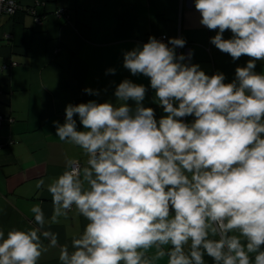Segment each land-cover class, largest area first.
Listing matches in <instances>:
<instances>
[{
  "label": "clouds",
  "instance_id": "clouds-1",
  "mask_svg": "<svg viewBox=\"0 0 264 264\" xmlns=\"http://www.w3.org/2000/svg\"><path fill=\"white\" fill-rule=\"evenodd\" d=\"M195 9L216 31L210 42L233 60L249 57L246 66L230 83L209 76L191 51L177 55L183 38L150 36L126 51L123 67L149 78L166 115L157 120L143 104L147 88L129 79L116 87V103L68 104L64 123L53 122L56 136L87 159H67L47 185L50 220L35 204V227L0 229V264H39L42 238L58 242L45 225L73 209L87 223L60 246L61 264H206L205 256L264 264V73L255 71L264 61V0H195Z\"/></svg>",
  "mask_w": 264,
  "mask_h": 264
},
{
  "label": "crops",
  "instance_id": "crops-1",
  "mask_svg": "<svg viewBox=\"0 0 264 264\" xmlns=\"http://www.w3.org/2000/svg\"><path fill=\"white\" fill-rule=\"evenodd\" d=\"M22 10L13 16H0V229L27 230L35 227L30 209L40 204L46 220L53 214L47 185L66 170V160L83 165L86 156L78 147L56 136L54 121L63 124L65 108L95 100L116 103L114 92L124 79L143 84L147 93L143 104L155 111L159 120L166 115L155 98L150 80L132 75L123 67L124 53L147 43L150 36L165 42L183 38L177 55L193 53L191 63L207 75L223 73L225 83L235 79L237 67L246 66L249 57L233 60L221 52L210 38L216 31L202 26L195 0H17ZM33 9L45 18L37 24L28 13ZM65 8L68 21L56 18L54 11ZM225 39L232 33L225 31ZM171 46V45H169ZM15 62L16 65H12ZM115 69V74L108 73ZM255 71L264 73V61ZM86 88L99 95L86 93ZM134 107L135 102L129 101ZM77 130H83L78 116ZM186 123L194 116L182 118ZM44 187L36 188L39 180ZM87 223L75 209L58 223L45 228L57 237L56 246L43 239L46 248L39 264H61L60 246L71 245V238ZM71 250V248H70ZM206 264H213L205 256ZM159 264H166V258Z\"/></svg>",
  "mask_w": 264,
  "mask_h": 264
},
{
  "label": "built area",
  "instance_id": "built-area-1",
  "mask_svg": "<svg viewBox=\"0 0 264 264\" xmlns=\"http://www.w3.org/2000/svg\"><path fill=\"white\" fill-rule=\"evenodd\" d=\"M22 10V5L17 0H0V16H13L16 12ZM28 13L34 17L37 24H41L45 18L44 15H38L32 8L28 10ZM56 18H62L66 21L69 19V13L65 8H57L54 11ZM166 36L161 37V41L165 42ZM12 65H16L15 62ZM4 121H12L10 118H6L0 114V128ZM13 140H6L4 143H0V150L5 144H12ZM79 163V162H78Z\"/></svg>",
  "mask_w": 264,
  "mask_h": 264
}]
</instances>
